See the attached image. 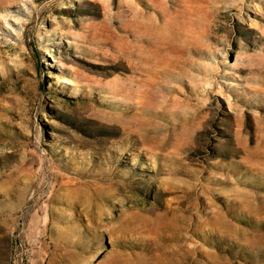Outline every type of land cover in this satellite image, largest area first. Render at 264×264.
<instances>
[{"label": "rangeland", "instance_id": "374dc122", "mask_svg": "<svg viewBox=\"0 0 264 264\" xmlns=\"http://www.w3.org/2000/svg\"><path fill=\"white\" fill-rule=\"evenodd\" d=\"M0 264H264V0H0Z\"/></svg>", "mask_w": 264, "mask_h": 264}]
</instances>
